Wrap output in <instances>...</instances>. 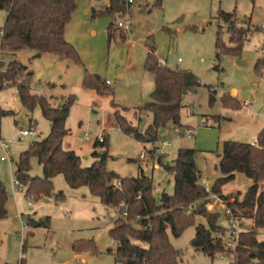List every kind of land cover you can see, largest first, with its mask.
Wrapping results in <instances>:
<instances>
[{"label": "rangeland", "instance_id": "obj_1", "mask_svg": "<svg viewBox=\"0 0 264 264\" xmlns=\"http://www.w3.org/2000/svg\"><path fill=\"white\" fill-rule=\"evenodd\" d=\"M75 1L77 8L65 35L77 49L82 64L31 48L0 53V62L8 64L19 60L28 66L33 72L32 89L45 95L52 106H63L68 98L75 97L66 121L64 148L75 150L81 156L83 166H91L95 161L93 151L104 153L106 150L100 145L95 147L96 136L106 129L107 168L123 177L150 176L157 198L163 193L174 192V176L168 166L173 164L178 150L194 148L199 152L200 182L204 186L207 182L213 184L221 175L218 154L223 142L251 143L264 127V76L255 69L259 60L264 61V0H135L124 16L116 13L96 17L93 10L100 13L110 0ZM220 10L235 12L237 25L252 29L239 57L227 53L217 55ZM6 17L7 12L0 10V29ZM126 19H130V29L118 26L115 36L110 38V24ZM222 24V38L230 45L228 25ZM152 46L168 67L190 70L205 85L188 92L183 99L181 124L193 126L196 130L194 136L177 135L176 127L169 124L160 131L156 143L143 144L117 126L106 124L114 113L112 96H100L83 85L86 72L98 74L104 81L109 79L112 82L109 87L115 90V102L130 109L122 113L136 126L138 117L134 110L150 102L154 90L153 75L145 69ZM209 85L219 86L214 87L218 90L217 99L211 105ZM235 90L238 91L236 97L249 102V106L242 107L240 101L239 109L222 104V97L226 93L234 96ZM0 111L11 112L0 115V138L9 143V157L12 159L11 162L1 160L5 154L0 146V187H5L9 195L8 216L0 221V264H20L22 259L23 264H116L118 243L109 233L118 216L115 208L104 206L86 186L70 187L62 174L53 180L54 193L64 196L59 203L53 196L35 202L21 191L25 187L20 189L15 185L20 153L33 141L50 133L51 123L41 107L28 111L20 100L17 87L10 86L0 90ZM142 116L141 128L145 132L153 115L144 111ZM32 126L38 135L20 134V130ZM86 133L91 136L90 140L84 139ZM164 140L169 142L167 146L163 145ZM142 152L146 154L145 159L141 158ZM162 152L165 153L161 155ZM31 165L33 176H43V167L36 157L31 159ZM252 184V179L238 173L234 181L223 187V192L232 195L239 191L245 193ZM230 200L234 202V199ZM208 211H220L221 222L226 224L225 207L217 205ZM47 218V227L31 225L29 233L22 236L23 225L30 224L31 220L45 222ZM241 221L243 230L252 227L251 221ZM199 223H206V220L197 215L195 224L187 227L179 237L169 229L171 242L182 251L181 264H233L232 256L227 252L211 258L193 247L192 240ZM259 238L264 239V229ZM78 240H94L98 253H77L74 243Z\"/></svg>", "mask_w": 264, "mask_h": 264}, {"label": "trees", "instance_id": "obj_2", "mask_svg": "<svg viewBox=\"0 0 264 264\" xmlns=\"http://www.w3.org/2000/svg\"><path fill=\"white\" fill-rule=\"evenodd\" d=\"M130 6L124 0H110V5L100 13L94 9L93 16L116 13L124 16ZM76 8L75 0H0V10L7 12L4 26L0 29L3 32L0 53L8 54L31 48L82 64L77 49L65 35ZM218 20V57L222 53L239 57L252 29L239 27L235 12L220 10ZM222 23L228 25L230 45L222 38ZM116 29L118 24L111 23L108 30L110 38L115 36ZM122 37L125 35L122 34ZM263 66L264 61L259 60L255 67L261 75H264ZM145 69L153 75L155 87L150 94L151 101L134 110L138 124L134 126L122 113L129 111V108L121 106L114 99L111 105L114 108L115 126L143 143H156L160 131L169 124L182 127L184 95L205 85L190 70L161 65L154 46L148 52ZM32 81L33 72L21 61L13 60L8 64L0 62V90L10 86L17 87L23 106L31 112L40 106L51 123L48 136L33 141L28 149L20 153L16 163L15 177L26 188L25 195L28 199L38 201L42 196H53L56 203L62 201L64 196L54 193L53 181L60 174L72 188L88 187L93 195L101 199L104 206L115 208L118 212L109 231L118 243L116 264H181L182 251L171 242L169 229L174 236L179 237L187 227L195 224L197 215L206 220V223L196 225L192 245L197 251L211 258L227 252L232 256L233 264H264V239L259 238L260 231L264 229V128L259 131L255 143L235 140L223 142L222 151L218 154L221 175L216 178L210 190L200 183L197 149L180 148L173 164L168 166L174 176V192L163 193L157 198L153 193V180L150 176L123 177L107 168L108 136H105L103 142L95 143V147H105V152L93 151L94 163L83 166L81 156L75 150L65 149L63 146L66 121L75 97L68 98L63 106L54 107L45 95L32 89ZM83 85L101 96L114 95L113 89L98 74L86 72ZM207 87L212 90L210 103L213 104L217 99V92L213 86ZM222 104L233 109H239L240 105L238 100L227 94L222 97ZM144 111L151 112L153 120L145 132H142ZM10 113L0 111V115ZM33 157L42 165L43 176L31 174ZM238 173L252 179L253 184L245 193L239 191L233 195L225 194L223 187L234 181ZM116 182H120L121 187H117ZM212 193L227 201L228 208L241 225V219L252 223L250 229L239 234L235 249L226 246L225 236L229 228L221 222L222 213L208 211L207 203ZM8 199L6 188L1 186L0 220L8 216ZM230 199H234V202ZM122 200L128 203L126 217L119 215L123 212L120 207ZM48 221L49 218L45 222L31 220L30 224L33 227H47ZM74 251L98 253V247L94 240H78L74 243ZM23 261L24 259L20 264Z\"/></svg>", "mask_w": 264, "mask_h": 264}, {"label": "built area", "instance_id": "obj_3", "mask_svg": "<svg viewBox=\"0 0 264 264\" xmlns=\"http://www.w3.org/2000/svg\"><path fill=\"white\" fill-rule=\"evenodd\" d=\"M124 1L127 3V5H132L135 3V0H124ZM130 24H131L130 19H126L125 21H119L118 22V26H120L126 30L130 29ZM263 27H264V25H263ZM2 35H3V32L0 31V36H2ZM263 79H264V77H263ZM263 85H264V81H263ZM246 105H248L247 102H246ZM174 131L177 135H180V136H184V135L194 136L196 134V130L194 128H191V127H184V128L183 127H176ZM20 134L22 136H27V135L36 136V135H38L35 126H32L30 129L20 130ZM84 139L90 140L91 136L88 133H86L84 135ZM104 139H105V136L103 133H100L96 136V140L98 142H103ZM168 144H169V142L167 140L163 141L164 146H167ZM0 146H1V148L5 154L1 157V160L2 161L8 160L9 162H11L12 159L9 157V150H10L9 143L0 138ZM162 153H164V152H162ZM145 157H146V154L144 152H142L141 158L144 159ZM15 184L20 186V189L23 188V185L20 184L17 179L15 180ZM116 186L121 187V183L116 182ZM207 189L210 190V188H207ZM217 205H221V206L225 207V209H226V214H225L226 225L229 228V230L225 236L226 246H227V248L235 249L237 247V244H238L239 234L243 231L242 225L240 224L238 218H236L233 215L230 208H228L227 201H225L219 195L212 193L210 195L209 201L207 203V208L209 210H211L214 207H216ZM120 207L123 208V212L120 213L119 215L122 217H126L128 215V203H127V201L122 200L120 203ZM138 218H140V216H138ZM31 229H32V227L30 224L23 225V228L21 231L22 236H25V234L28 231H30ZM118 264H121V263H118Z\"/></svg>", "mask_w": 264, "mask_h": 264}, {"label": "crops", "instance_id": "obj_4", "mask_svg": "<svg viewBox=\"0 0 264 264\" xmlns=\"http://www.w3.org/2000/svg\"><path fill=\"white\" fill-rule=\"evenodd\" d=\"M107 5L109 6L110 5V2H107ZM160 63H161V65H166L163 61H161V59H160ZM50 64H52V63H50ZM264 76V75H263ZM153 79H154V77H153ZM109 85L110 84H112V82L109 80V79H107V80H105ZM211 86H213V87H219V86H215V85H211ZM154 87H155V82H154ZM219 89V88H218ZM114 91V95H115V90H113ZM215 91L217 92L218 90H216L215 89ZM236 91V94L234 95V96H232L233 98H235L236 100H238V101H240L237 97H236V95L238 94V91L237 90H235ZM209 92H210V94H211V92H212V90H209ZM187 94V93H186ZM227 94V93H226ZM114 95H110V96H112V98L114 99ZM101 96V95H100ZM105 96V95H104ZM211 96V95H210ZM211 98V97H210ZM241 103H242V107H244V106H249L250 105V103L249 102H247V101H240ZM246 102L248 103V105H246ZM210 105H211V103H210ZM228 119V118H227ZM229 119H231V118H229ZM37 124H38V122H37ZM107 125H109V126H115V124H114V116L112 117V118H110L109 117V121H108V123H106ZM106 125V127H108ZM183 127H191V128H194L193 126H185V125H182ZM119 128V127H118ZM264 127H262V129H263ZM120 129V128H119ZM144 131V130H143ZM100 133H103L104 134V136H108V134H106V129H102V131L100 132ZM99 133V134H100ZM259 133V132H258ZM196 135V134H195ZM256 140H257V135H256V138L254 139V141H252L251 143H255L256 142ZM97 141V140H96ZM140 141V140H139ZM144 144V143H143ZM165 153V152H164ZM164 153H162L161 155H163ZM199 153V152H198ZM197 157H198V154H197ZM146 158V157H145ZM144 158V159H145ZM156 167H158V165L156 164L155 165ZM201 183V182H200ZM201 184H203V183H201ZM205 184H207L206 186H208V187H210L211 188V186H212V183L210 184V185H208V182L207 183H205ZM16 185V184H15ZM23 188H24V186H23ZM21 191H23V192H25V188L23 189V190H21ZM47 198L48 197H46V196H42L41 197V199L40 200H47ZM35 202H37V201H35ZM7 218V217H6ZM5 218V219H6ZM3 220V219H2ZM1 221V220H0ZM31 225V224H30ZM29 233V231L25 234V235H27ZM1 260V259H0ZM3 262V261H2ZM3 263H7V262H3Z\"/></svg>", "mask_w": 264, "mask_h": 264}, {"label": "water", "instance_id": "obj_5", "mask_svg": "<svg viewBox=\"0 0 264 264\" xmlns=\"http://www.w3.org/2000/svg\"><path fill=\"white\" fill-rule=\"evenodd\" d=\"M35 124H37V121H35Z\"/></svg>", "mask_w": 264, "mask_h": 264}]
</instances>
